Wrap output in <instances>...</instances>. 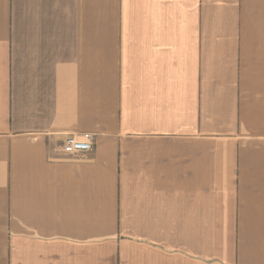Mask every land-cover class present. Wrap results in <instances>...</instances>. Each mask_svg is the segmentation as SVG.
Listing matches in <instances>:
<instances>
[{
  "label": "crops",
  "instance_id": "crops-1",
  "mask_svg": "<svg viewBox=\"0 0 264 264\" xmlns=\"http://www.w3.org/2000/svg\"><path fill=\"white\" fill-rule=\"evenodd\" d=\"M0 264H264V0H0Z\"/></svg>",
  "mask_w": 264,
  "mask_h": 264
},
{
  "label": "built area",
  "instance_id": "built-area-1",
  "mask_svg": "<svg viewBox=\"0 0 264 264\" xmlns=\"http://www.w3.org/2000/svg\"><path fill=\"white\" fill-rule=\"evenodd\" d=\"M95 136L91 132L70 135L66 138L64 149L69 154L88 153L94 148Z\"/></svg>",
  "mask_w": 264,
  "mask_h": 264
},
{
  "label": "rangeland",
  "instance_id": "rangeland-1",
  "mask_svg": "<svg viewBox=\"0 0 264 264\" xmlns=\"http://www.w3.org/2000/svg\"><path fill=\"white\" fill-rule=\"evenodd\" d=\"M83 133H85V132H83ZM91 133H92V132H91ZM79 134H81V133H79ZM93 134H94V133H93ZM71 135H75V134H71ZM68 136H70V135H68ZM68 136H67V137H68ZM94 136H95V134H94ZM67 137H66V138H67ZM65 141H66V139H65ZM94 143H95V141H94ZM64 145H65V142H64ZM93 149H94V148H93ZM77 154H78V153H77ZM80 154H83V153H80Z\"/></svg>",
  "mask_w": 264,
  "mask_h": 264
}]
</instances>
